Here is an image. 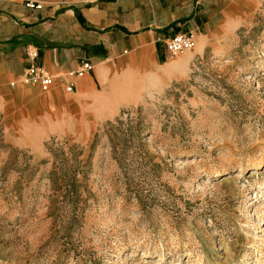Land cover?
Masks as SVG:
<instances>
[{"label": "rangeland", "instance_id": "rangeland-1", "mask_svg": "<svg viewBox=\"0 0 264 264\" xmlns=\"http://www.w3.org/2000/svg\"><path fill=\"white\" fill-rule=\"evenodd\" d=\"M215 39L78 132L0 109V264H264V1Z\"/></svg>", "mask_w": 264, "mask_h": 264}, {"label": "crops", "instance_id": "crops-1", "mask_svg": "<svg viewBox=\"0 0 264 264\" xmlns=\"http://www.w3.org/2000/svg\"><path fill=\"white\" fill-rule=\"evenodd\" d=\"M34 1L44 8L0 0V109L8 125L47 139L118 116L169 80L184 57L215 49V37L241 27L264 0ZM178 33H193L196 46L174 58L166 42ZM29 47L39 50L35 62ZM84 60L93 69L73 76ZM32 63L56 76L48 91L23 82Z\"/></svg>", "mask_w": 264, "mask_h": 264}, {"label": "built area", "instance_id": "built-area-1", "mask_svg": "<svg viewBox=\"0 0 264 264\" xmlns=\"http://www.w3.org/2000/svg\"><path fill=\"white\" fill-rule=\"evenodd\" d=\"M26 6L30 9L37 10L44 8L42 2L34 0H27ZM195 46L196 41L193 33H178L166 42V48L171 56L179 55L185 51H192ZM27 57L32 62H35L39 57V50L35 47H29L27 50ZM92 69L93 64L91 61L84 60L79 69L72 72V75L82 76ZM55 79L56 76L48 73L42 66L36 65L35 63H32L22 76L23 82L37 84L43 91H48L53 85ZM74 87L75 82L73 79H70L65 85V90L70 93L74 90Z\"/></svg>", "mask_w": 264, "mask_h": 264}]
</instances>
